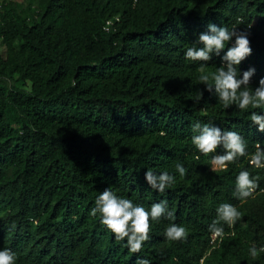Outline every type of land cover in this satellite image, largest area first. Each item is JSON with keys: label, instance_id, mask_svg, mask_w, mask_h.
<instances>
[{"label": "trees", "instance_id": "16d2710c", "mask_svg": "<svg viewBox=\"0 0 264 264\" xmlns=\"http://www.w3.org/2000/svg\"><path fill=\"white\" fill-rule=\"evenodd\" d=\"M209 23L249 32L252 54L238 71L255 68L254 90L264 78V0L0 4V250L11 249L16 264H264V253L248 252L264 247V168L245 156L212 171L211 155L223 149L204 156L191 143L199 121L238 132L249 155L257 142L264 148L249 120L264 111L224 109L198 80L203 62L185 59ZM177 163L188 170L183 178ZM148 169L176 183L161 193L146 182ZM242 170L260 177L244 202L233 195ZM107 187L146 209L167 201L174 213L152 222L139 253L89 214ZM221 203L243 215L232 228L222 222L223 239L212 240ZM173 223L188 230L186 240L166 239Z\"/></svg>", "mask_w": 264, "mask_h": 264}, {"label": "clouds", "instance_id": "9594fccd", "mask_svg": "<svg viewBox=\"0 0 264 264\" xmlns=\"http://www.w3.org/2000/svg\"><path fill=\"white\" fill-rule=\"evenodd\" d=\"M252 24L247 25V29L252 28ZM248 31H231L224 26H216L209 23L206 32L198 35L197 41L188 47L184 53L185 59L193 62H203L200 64L201 75L198 80L206 85L209 93L215 90V95L224 109H228L233 104L240 110H246L251 106L253 109L264 111V78H260L258 86L250 89V82L255 73V68L243 71L242 76L238 71V66L243 60L252 54ZM235 37L234 44L227 48L221 57V66L211 74H205L204 69L207 62L212 60L213 54L220 56L226 48V44ZM202 44L203 47H197ZM213 83H209V80ZM203 98V91L196 95L195 102ZM250 126H256L257 131L264 133V115L260 112L252 111L250 116ZM191 143L200 154L209 156L216 153L218 148L223 149L222 154L211 155L210 163L212 171H227L228 165L235 163L238 157L248 156L250 166L260 169L264 168V148L259 142L255 145V152L248 154L247 144L243 136L236 131L222 130L220 127L210 124H201L197 121L192 125ZM199 159V156L196 157ZM176 172L183 178L187 174V169L180 163L175 165ZM145 180L148 185L163 193L167 188L176 183V177L167 171L155 174L151 169L145 172ZM259 176H251L247 170H242L235 178V190L233 195L246 201L253 197L259 187ZM90 216L98 217L100 223L108 231L114 234L117 241H125L131 253H139L143 244L150 239L151 224L153 221L159 222L164 216L171 218L174 213L168 210V202L160 201L153 203L150 209H146L140 204L133 203L132 200L118 196L111 187L105 188L95 198L94 207L90 210ZM242 213L237 207L229 203H221L216 208V219L209 225V231L213 239L224 237L226 224L229 228L242 218ZM188 236V230L175 223L170 224L165 229V237L169 241H183ZM249 255L256 259L260 253H264V247L259 249L253 244L248 249ZM0 264H16V254L8 248L0 250ZM137 264H150L148 259H138Z\"/></svg>", "mask_w": 264, "mask_h": 264}, {"label": "rangeland", "instance_id": "374dc122", "mask_svg": "<svg viewBox=\"0 0 264 264\" xmlns=\"http://www.w3.org/2000/svg\"><path fill=\"white\" fill-rule=\"evenodd\" d=\"M7 2L19 4L22 8H25L28 4V0H0V4L1 3H7ZM0 51H2L1 46H0ZM4 83H6V82H4Z\"/></svg>", "mask_w": 264, "mask_h": 264}, {"label": "built area", "instance_id": "2783aa9c", "mask_svg": "<svg viewBox=\"0 0 264 264\" xmlns=\"http://www.w3.org/2000/svg\"><path fill=\"white\" fill-rule=\"evenodd\" d=\"M212 240H214V239L212 238Z\"/></svg>", "mask_w": 264, "mask_h": 264}]
</instances>
